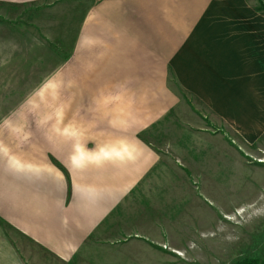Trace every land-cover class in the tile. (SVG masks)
I'll return each instance as SVG.
<instances>
[{"label": "crops", "instance_id": "0c3cea01", "mask_svg": "<svg viewBox=\"0 0 264 264\" xmlns=\"http://www.w3.org/2000/svg\"><path fill=\"white\" fill-rule=\"evenodd\" d=\"M0 5L26 9L24 21L59 41L52 52L62 57L32 101L52 104L53 115H0V264L101 263L85 247L142 187L150 195L177 191L187 208L174 213L171 227L197 230L198 219L179 216L205 206L191 183L203 184L206 174L221 183L222 146L209 149V158L198 151L205 154L196 172L178 176L181 190L173 176L151 177L159 153L141 137L182 94L212 129L264 151V12L254 0ZM134 216V236L155 242L153 214Z\"/></svg>", "mask_w": 264, "mask_h": 264}, {"label": "rangeland", "instance_id": "374dc122", "mask_svg": "<svg viewBox=\"0 0 264 264\" xmlns=\"http://www.w3.org/2000/svg\"><path fill=\"white\" fill-rule=\"evenodd\" d=\"M254 1L264 12V0ZM25 17L27 19L24 8L0 5V115H53L52 104L32 101L37 98L38 85L52 75L56 60H62L52 52L53 44L59 41L43 38L46 34L37 33L36 25H28ZM179 102L141 136L159 153V164L151 177L173 176L177 188L182 190L178 176L196 172L197 157L203 153L198 151L206 150L209 158V149H218L221 145L225 165L221 183H212L207 174L203 176V184L191 183L196 193L204 194L200 201L205 198V206L201 204L198 211L190 207V213L180 215L179 219L189 216L198 219V229L193 231L190 226L189 230L181 228V223L171 227L177 216L174 213L181 214L187 208V204L179 207L177 191L151 195L143 187L132 191L107 224L95 233L93 242L89 241L85 247L92 248L94 257L103 260L99 264H238L248 259H264V163L259 161L264 160V151L261 143L253 147L223 127L215 131L192 99L182 94ZM204 130L207 135H200ZM150 212L159 223L157 237H152L155 242L134 236V213L141 215V219H149ZM167 214L170 223L164 219ZM138 256L153 258L134 263Z\"/></svg>", "mask_w": 264, "mask_h": 264}, {"label": "trees", "instance_id": "16d2710c", "mask_svg": "<svg viewBox=\"0 0 264 264\" xmlns=\"http://www.w3.org/2000/svg\"><path fill=\"white\" fill-rule=\"evenodd\" d=\"M238 264H264V259L261 261L257 259H248V260L241 261Z\"/></svg>", "mask_w": 264, "mask_h": 264}, {"label": "bare ground", "instance_id": "6f19581e", "mask_svg": "<svg viewBox=\"0 0 264 264\" xmlns=\"http://www.w3.org/2000/svg\"><path fill=\"white\" fill-rule=\"evenodd\" d=\"M260 161V163H264V160H259ZM240 214L242 213V211L241 212H239ZM239 213L237 214L236 213V215H239ZM225 218L227 219V220H231V218L230 217H228V216H225ZM174 253L177 255V256H179V257H181L182 256V254L180 253V252H178V251H174Z\"/></svg>", "mask_w": 264, "mask_h": 264}]
</instances>
